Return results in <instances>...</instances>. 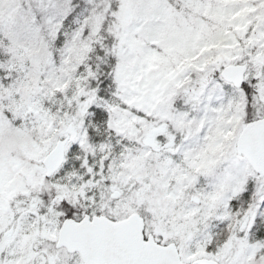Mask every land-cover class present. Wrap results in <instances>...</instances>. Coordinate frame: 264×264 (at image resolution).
<instances>
[{"label": "snow or ice", "instance_id": "obj_1", "mask_svg": "<svg viewBox=\"0 0 264 264\" xmlns=\"http://www.w3.org/2000/svg\"><path fill=\"white\" fill-rule=\"evenodd\" d=\"M0 264H264V0H0Z\"/></svg>", "mask_w": 264, "mask_h": 264}]
</instances>
